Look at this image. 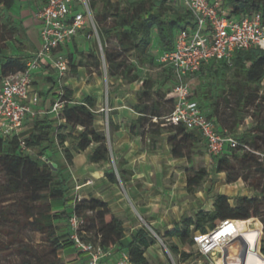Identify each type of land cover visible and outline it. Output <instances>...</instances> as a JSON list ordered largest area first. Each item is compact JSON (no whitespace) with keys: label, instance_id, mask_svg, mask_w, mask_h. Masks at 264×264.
Instances as JSON below:
<instances>
[{"label":"trees","instance_id":"obj_1","mask_svg":"<svg viewBox=\"0 0 264 264\" xmlns=\"http://www.w3.org/2000/svg\"><path fill=\"white\" fill-rule=\"evenodd\" d=\"M17 0H0V17L4 19L0 31V84L2 79L11 74L23 71L33 55L29 53H11L9 51L7 26L10 32H20L28 39L26 28L17 24L12 9ZM103 3L101 11L94 16L103 53L99 46L90 51L87 65L101 68L106 64L109 79H118L121 83L132 84L142 82L137 92V102L132 108L139 114L137 118L125 121L130 133L141 136L148 141L149 149L153 152L160 149L163 141H167L170 153L175 159H190L193 150L200 146V139L192 130L183 125H173L166 121L176 106L173 97L168 98L159 91L158 81L152 77L142 78L139 68L144 64H153L156 57L152 54L154 38L157 36L160 53L174 48L175 38L179 31L193 23V17L183 7L175 8V0H100ZM231 15L240 16L244 13L261 12L264 22V0H221ZM98 0H91V10L97 7ZM71 59V54L68 55ZM159 58V57H158ZM166 82L176 81L172 67L166 69ZM237 79V102L240 107L247 104L251 96L264 102V94L260 95L264 80V50L253 47L238 50L227 62L210 61L204 64L195 77L201 82L209 77L218 78V84L211 83L200 86V94L192 92L190 97L197 100L204 113L216 121L223 134L233 135L239 142L236 148L227 145L221 155L214 156L216 171L226 173L227 182L234 183L239 179L248 180L245 173L258 172L252 183L260 186L264 173V160L260 161L256 151H262L264 144V116L259 118L256 126L242 136L228 129L218 116L219 100L208 96L207 88L212 86L216 97L221 98L226 92L224 79L228 72ZM209 81V80H208ZM66 103L56 114V117L45 116L34 123V131L25 139L28 149L39 147L40 155L32 157L21 148L20 136L9 138L0 137V169L6 178L5 194H20V198L1 214L21 226L48 235L56 248L70 250L75 246L71 239L69 219L73 214L82 217L84 223L80 228V236L86 241L101 245L105 250L114 249L126 251L131 264H151L146 253L149 248L158 243L157 236L146 226H141L127 238L125 222L109 207L108 201L91 197L76 199L69 196L70 172L75 153L68 147L67 142H74V150L82 153L95 145L88 156L91 163L112 164L104 169L106 177L112 183H124L134 174L126 168L124 159L113 162L109 138L104 131L96 127L98 97L86 95L83 100H74V91L65 86L56 93ZM210 104H208L209 102ZM239 116L238 112H235ZM260 113V110H259ZM63 121V122H61ZM110 127L119 129L109 118ZM251 145L253 149L249 146ZM64 149L65 164L55 161L49 152ZM264 153V152H263ZM46 157V159H43ZM116 164V165H115ZM209 173L207 168H187L186 190L189 194L196 193L206 181ZM213 208L200 207L193 214H184L175 221L174 228L167 229L161 236L171 252L181 257L185 263L193 253L182 249L180 245L196 247L197 233L205 234L216 228L226 219L252 220L259 218L264 231V190L257 196L240 195L234 199L230 196L216 193L213 196ZM58 208H55V207ZM67 221L68 228L61 230L58 221ZM83 227L85 229H83ZM177 238L179 243L167 239ZM13 242V240H12ZM197 250V249H196ZM261 251L264 255V235ZM197 259L201 256L197 253ZM258 261L264 264L258 254ZM71 261V260H70ZM68 260L60 258L52 262L40 260H24L22 264H66ZM1 264V263H0Z\"/></svg>","mask_w":264,"mask_h":264},{"label":"rangeland","instance_id":"obj_2","mask_svg":"<svg viewBox=\"0 0 264 264\" xmlns=\"http://www.w3.org/2000/svg\"><path fill=\"white\" fill-rule=\"evenodd\" d=\"M173 4L175 8L183 7L182 0H175ZM102 7L103 3L98 0L97 7L95 9H92L93 16H95L98 11H101ZM29 9H31V5L28 0L16 1L12 9V13L15 16L17 24H21L24 27L30 26L27 15V11ZM3 23L4 19L0 17V31L2 30L1 25ZM10 28V25H8L6 28L7 36L9 38L8 52L23 54L27 51H33L36 37L33 36L32 39L30 37V41H27L21 36L20 32H10ZM89 34L90 32L88 29L81 30L79 32V35L75 39V44L74 42H71V48H66L64 50V53H66L67 55L71 54L72 57L71 59L69 58V71L67 75L60 81V87L67 86L73 91H77L80 95V99H83L86 94H92V91L96 89L95 85L100 87V89L102 90V100L101 102H97L98 116L96 127L107 134L112 152V161L117 162L122 159H118L114 153L113 142L115 130L109 125V118H112L111 107L113 96L114 98H116L117 96L120 98H124V103H126L128 107L132 108V105L137 102V93L135 95L131 94L129 84L121 83L118 79H109L106 73V64L104 62L100 69L97 67L90 68L87 65V59L89 58V54L91 53L90 50L96 46V43L98 44V41L95 38L88 37ZM152 54L156 57V60L153 64L147 63L139 68L141 77H152L154 79H157L159 91L161 93H165L168 98L173 97L175 85L174 82L164 81L165 77L168 75V72L166 70L168 66L163 65L159 62L158 57L160 54V49L158 47L157 36H155L154 38ZM219 81L220 80L216 77H209V79H205L201 82V79L195 77L190 81L192 92H195V95H197V93L200 94V86H202L203 84H209V82L218 84ZM224 82L226 85V92L221 98L216 97L215 90L210 85L207 88L208 96L212 99L210 100V102L214 100H219L220 102L218 116L221 120V123L231 131L242 136L244 132H250L251 130H253L256 126L257 120L264 116V102H260L259 99H255L254 96H251L249 102L245 105L243 104V107H240L237 102V93L235 92V88L237 87V79L233 76L232 72H228V75L224 79ZM51 85L52 81L48 80L47 78L39 77L36 80V78L34 77L33 86L38 93L46 91L49 86L51 88ZM128 94L130 95L127 96ZM259 94H264V85L261 86ZM210 102L208 104H210ZM235 112H238L239 116H236ZM38 118L39 116L37 113L35 117L31 116L27 119L24 130L21 133V136L24 140L30 136L32 131H34V123ZM123 124L124 126H126L125 122H123ZM74 144V142H67L65 145L66 147L70 148L73 153H75V157L78 154H82L78 159V166H75L76 164L74 162L69 166V172L71 174V192L69 196H72L73 198L81 196L79 194L77 195V193L72 195L73 191L78 190L76 188H79V185H82L84 183L85 177H90L92 175L89 173L90 170L88 171L87 169L88 164L90 165V161L86 156L85 151L84 153L75 152L73 148ZM165 145L166 140L163 141L160 145V150L162 149V156L170 153V147L167 148L165 147ZM249 146L253 149L251 145ZM142 147H149L148 141L143 140ZM40 151L41 149L39 147H34L30 148L29 150H25V153L29 154L32 157H37L40 155ZM149 151L151 150L149 149ZM263 152L264 150L254 152L258 156H260V161L264 160ZM48 155H50L55 161L60 162V164H65L64 149L59 148L57 151L49 152ZM43 159H46V157H43ZM175 164L177 165L178 172H175L171 176V178L164 180L162 178L163 174H161V172H158V174L153 172L152 174H150V176L154 177L151 178L152 185L148 187L149 189L145 190L142 187L143 185L139 184L138 191L135 192V194H138L139 197H141V203L149 201L153 204H158L157 207L154 206V208H156L155 216L161 217L164 215L165 218L162 219L163 221L160 224L153 225L150 222L151 218L149 216L143 215V210L142 208H140L139 203L135 200L134 194L131 192V187L127 185V181L126 183H124L121 179H119V183H113L112 186H107L99 179H96L95 183H92L94 185L87 189L82 188L79 190V192L83 194V196L88 195V198H98L96 192H100L101 198H110L111 202L115 203L119 202L120 198H124V204H128L130 208V212L128 214L121 216L125 224L127 223V238H130L131 233L141 226L148 227L158 238V243L149 248L146 253V256L148 257L151 264H207L205 259H197L196 247L184 246L181 244L180 247L182 249H185L189 253H193V257H191L185 263H182L180 261L181 257L171 252L168 245L163 241L161 236H159L155 232V229H157L161 234H165L168 228H174L175 221L180 220L184 214H193L195 210H198L200 207L209 209L213 201V196L219 192L229 194L232 202H234V199L240 195H259V193L264 190V173L262 175L263 178L260 186H257L256 183H252V179L255 178V176H258V172L254 171L252 173H245V176L248 177L247 181H245L244 179H239L234 183H228L226 173H218L216 171L214 157L208 152L206 142H201L200 146L193 150L190 159H179ZM110 165L112 164H109L108 166ZM201 167L207 168L209 175L196 193L189 194L186 190V185H184L187 179V168L197 169ZM96 168L99 169L101 167H94V169ZM97 174L98 173H96V175ZM92 176L94 177L95 175ZM6 183L7 181L4 173L0 169V263L22 264L24 260L29 259L32 261H35L37 259L43 262H52L59 258L63 261L67 260L65 257V254H67V252L65 251V249L58 250L53 244L52 239H50L48 235L33 231L27 226L18 225L14 221L6 218L1 214L2 210L10 207L12 203L18 200L21 196L20 194L6 195L5 190L3 189ZM172 183L177 184V187H175L176 193H174V195H170L168 191L169 189H171L170 185ZM90 190H92V192H89ZM183 190H185L184 193L182 192ZM177 204H188L189 209H186L188 208L187 206L186 208L184 207L185 210H183L181 206L177 209H174V206ZM55 208L58 207L56 206ZM258 219L259 218H253L251 220V223H254L258 228H260L261 221L260 219ZM56 224L57 226H60L63 232L68 228L66 220L58 221L56 222ZM83 229L85 228L83 227ZM249 233V236L255 240L256 236L254 232ZM167 240L169 242L179 243V240L177 238ZM257 257L258 254H252L249 259V264H262L258 261ZM67 263H71V261L68 260Z\"/></svg>","mask_w":264,"mask_h":264},{"label":"built area","instance_id":"obj_3","mask_svg":"<svg viewBox=\"0 0 264 264\" xmlns=\"http://www.w3.org/2000/svg\"><path fill=\"white\" fill-rule=\"evenodd\" d=\"M182 2L193 17V23L179 31L172 50L159 54V62L172 67L176 76L173 91L176 106L166 121L183 125L188 130H200L208 152L214 157L221 155L225 146L236 148L239 142L233 135L221 133L216 121L209 118L200 103L190 97V81L210 61L231 64L238 50L253 47L264 50L263 16L261 12L231 15L219 0ZM36 16L42 22L40 49L33 54L25 70L5 76L0 84V137L20 136L23 150L29 149L21 133L28 117L37 115L34 106L40 100L38 94L32 92L34 73L41 66L49 64L60 79L65 77L70 59L64 50L81 30H89L88 37L98 41L103 53L89 0H43ZM65 103L59 97L50 112L58 114ZM87 183L93 181L88 179ZM81 198L76 197L79 200ZM245 221L248 220L226 219L207 233L196 234L197 253L207 264H248L252 254H259L264 260L261 251L263 223L260 228L248 223L250 231H244L238 223ZM83 223V218L77 214L69 219L71 239L75 242L78 254L86 257V264H131L126 251L115 254L114 249L105 250L99 244L82 239L80 228ZM249 232H254V242L250 240ZM252 247L256 250H252Z\"/></svg>","mask_w":264,"mask_h":264},{"label":"crops","instance_id":"obj_4","mask_svg":"<svg viewBox=\"0 0 264 264\" xmlns=\"http://www.w3.org/2000/svg\"><path fill=\"white\" fill-rule=\"evenodd\" d=\"M28 1L30 2V5H31V9L27 11L30 26L25 27L27 34L29 36L28 39H25V40L30 41V37L31 39L33 36L36 37V40L33 46V51H27V53H29L30 55H33L41 47L40 30L42 27V22L36 16V14H37V11L42 6L43 0H28ZM72 42H74L75 44V40ZM70 44L68 45L67 48H71ZM34 77L36 78V80L37 78L41 77V78H47L48 80L52 81V85H51L52 87L50 88L49 86V88L46 91H42L40 93L36 92V89L34 86L32 87L33 94H38L40 98L39 103L34 106V109L38 113L39 118H43L45 116L56 117V114L51 113L50 109L53 106L54 102L59 98L58 95H56V93H58V91L59 92L61 91L60 81L62 80V78L61 79L59 78V76L57 75V71L54 68H52L49 64L41 66V68H39L34 73ZM129 86H130L131 94L135 95L141 89L142 82L137 81V82L130 84ZM95 87L96 89L92 91V94L96 95L98 97V101L101 102L102 90L97 85H95ZM89 94H86V95H89ZM129 95L130 94H128L127 96ZM74 100L75 101L83 100V99H80V95L78 94L77 91H74ZM111 110H112V119L114 121V124L119 126V129H116L114 132L115 133L114 142H113L114 153L118 159H124L127 162L126 167L132 170L134 173L127 181V185L131 187V192L134 194L135 200L139 203L140 208H142L143 215L149 216L151 218L150 222L153 225L160 224L163 221L162 219H165V218H164V215L161 217L155 216L156 208H154V206L157 207L158 204H153L149 201L141 203V197H139L138 194H135V192L138 191L139 184L143 185L142 186L143 189L145 190L149 189L148 187L152 185L151 178L154 177V176L153 177L150 176V174H152L153 172H155L156 174H158V172H161V174H163L162 178L164 180L171 178V176L175 172L176 173L178 172L177 165L175 163L179 159H175L171 155V153L165 156H162V152H161L162 149L161 150L159 149L158 151L153 152V151H149L148 149L149 147H142V143H143L142 137L131 134L129 129L123 124V122H125L126 120L137 118L139 115L133 108L128 107L126 103H124V98H120L118 96L114 98L113 96ZM192 133L195 134L200 139H202V134L200 130L198 129L192 130ZM95 147H96L95 145H92L91 147H89V149L85 151V154L87 157L89 156L91 152H93ZM165 147L169 148L167 141H166ZM81 155L82 154H78L75 157L74 159V163L76 164L75 166L79 165L78 159ZM108 165L109 164L101 165V164L90 162V165L88 164L87 169L88 171L90 170L89 172L90 174L95 175L94 176L95 178L92 175L90 177L88 176L85 177V181L82 184L83 186L79 185V188L78 187L76 188L78 190L77 191L74 190L72 195L77 193V195L78 194L81 195L82 198L83 197L88 198V195L83 196V194L79 192V190L82 188L87 189V188H90L92 185H94L92 183L88 184L87 183L88 179H91L94 183L96 179L97 180L99 179L105 185L112 186L113 183L109 181V179L106 177L105 172H104V169L107 168ZM97 166H100L101 168L94 169V167H97ZM96 173L98 174L96 175ZM70 180H69V185H70ZM184 185H186V183H184ZM170 186H171V189H169L168 191L170 195H174V193H176L175 187H177V184L172 183ZM70 192L71 190L69 191L68 195L70 194ZM89 192H92V190H90ZM182 192L184 193L185 190H183ZM219 193L229 196V194H226L223 192H219ZM96 195L98 196V199H101L103 201H110L109 202L110 209L120 218L122 215L128 214L130 212L129 205L124 204L123 202L124 198H120L119 202L115 203V202H111L110 198L109 199H105L103 197L101 198L100 192H96ZM180 206L182 207L183 210H185L186 206L188 207L186 209H189L188 204H177L174 206V209H177ZM212 208H213V201L209 209H212ZM126 224H125V227H126ZM65 251L67 252V254H65L66 259L69 261L71 260V263H68V264H86V257L84 255L78 254L75 247L73 249L65 250ZM114 252L115 254H117L118 251L114 250Z\"/></svg>","mask_w":264,"mask_h":264},{"label":"bare ground","instance_id":"obj_5","mask_svg":"<svg viewBox=\"0 0 264 264\" xmlns=\"http://www.w3.org/2000/svg\"><path fill=\"white\" fill-rule=\"evenodd\" d=\"M248 223H251V220H248V221H245V222H239L238 224H239V226L242 228V230H244V231H249L248 230ZM249 236V235H248ZM249 238H250V240L252 241V242H254V239H252L250 236H249ZM249 259H250V257H249ZM249 259H248V264H249Z\"/></svg>","mask_w":264,"mask_h":264},{"label":"water","instance_id":"obj_6","mask_svg":"<svg viewBox=\"0 0 264 264\" xmlns=\"http://www.w3.org/2000/svg\"><path fill=\"white\" fill-rule=\"evenodd\" d=\"M252 250H254V251H255V250H256V248H255V247H252Z\"/></svg>","mask_w":264,"mask_h":264}]
</instances>
